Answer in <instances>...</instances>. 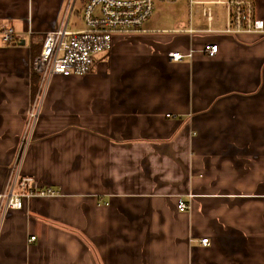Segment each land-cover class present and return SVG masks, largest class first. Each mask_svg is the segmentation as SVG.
<instances>
[{"label": "crops", "instance_id": "obj_1", "mask_svg": "<svg viewBox=\"0 0 264 264\" xmlns=\"http://www.w3.org/2000/svg\"><path fill=\"white\" fill-rule=\"evenodd\" d=\"M182 1L188 21L149 18L93 73L44 87L19 172L54 194L0 219V264H264V36L225 33L214 0ZM69 3L0 0V36L31 32L38 49ZM30 50L0 37V192L43 90Z\"/></svg>", "mask_w": 264, "mask_h": 264}, {"label": "built area", "instance_id": "obj_2", "mask_svg": "<svg viewBox=\"0 0 264 264\" xmlns=\"http://www.w3.org/2000/svg\"><path fill=\"white\" fill-rule=\"evenodd\" d=\"M170 0H86L82 14L84 28L78 31L69 29V16L73 11L75 0H70L67 16L63 17L59 27L45 35L36 54L31 61V70L38 75L43 83V90L35 98L30 110L25 131L23 147L29 142L37 120L39 107L37 102L44 96V87L54 76L70 77L92 73L103 56L109 53L113 39L120 36L147 33L145 22L152 16L155 2ZM212 5L222 7L226 11L227 24L225 33L232 35H264V22L254 18V3L250 0H214ZM193 5H189L191 7ZM207 22L211 21V11L204 13ZM11 30V29H9ZM12 31V30H11ZM14 33L4 31L2 42L15 46ZM31 42V41H29ZM35 42V41H34ZM204 54L213 57L217 53L216 46H205ZM167 58L171 62H180L185 57L179 53H169ZM22 158L17 157V171L8 180L5 188L0 192V219L10 210H21L24 202L32 197H44L54 194L52 191L37 190L32 181L19 173ZM178 209L185 211L189 205L179 203ZM35 237H30L29 242ZM207 246L208 240L200 241Z\"/></svg>", "mask_w": 264, "mask_h": 264}, {"label": "rangeland", "instance_id": "obj_3", "mask_svg": "<svg viewBox=\"0 0 264 264\" xmlns=\"http://www.w3.org/2000/svg\"><path fill=\"white\" fill-rule=\"evenodd\" d=\"M172 1H175V0H170L168 2H172ZM178 1H175V2H178V5H168L167 3L155 2L154 3L153 14L150 17L149 22H152V21L153 22L156 21V22H159V23H161V21H171V22H173V21H175V19L188 21L190 19V15H189V11L187 10V6L186 5H182L183 4L182 0H178ZM85 3H86V0H75L73 11L71 12V14L69 16V29L70 30L78 31V30H81V29L84 28V24L82 23V14H81V12L83 10V7H84ZM156 3H159V4H156ZM165 4H167V5H165ZM253 8H254V18L257 19L258 17L256 16V13H255L256 6L253 5ZM67 14H68V11H65V17L67 16ZM9 29H11V28H9ZM9 29H8V32H12L13 31V29H11L12 31L9 30ZM50 32H52V31H50ZM50 32H48V33H50ZM13 33L15 34V31H13ZM46 34H44L42 36L41 43H42V40H43V38L45 37ZM1 36H2V34H1ZM128 36H130V35H128ZM262 36H264V35H262ZM17 39L20 40V42H18V44H20V45H21V42H23V44H24V43H27L28 41H36L35 35H33L31 32H28L23 37H18ZM39 41L40 40H38L36 42V45H37V43ZM9 45H11V44H7V46H9ZM89 74H91V73H89ZM39 102L41 103L42 99H39Z\"/></svg>", "mask_w": 264, "mask_h": 264}, {"label": "trees", "instance_id": "obj_4", "mask_svg": "<svg viewBox=\"0 0 264 264\" xmlns=\"http://www.w3.org/2000/svg\"><path fill=\"white\" fill-rule=\"evenodd\" d=\"M9 28H6V29H3L2 31H1V34L4 32V31H6V30H8ZM18 37H17V35L16 34H14V37H13V40L15 41V43H14V45L15 46H18L19 44H18V42H20V40H18L17 39ZM2 41V40H1ZM33 43H34V41H31V42H27V43H24L23 44V46L25 45V46H28V47H30V53H31V61H32V59H33V56L36 54V51L33 49L34 47H33ZM33 72H31V77L32 76H35V77H38V75H36V74H32ZM39 78V77H38ZM34 84V83H33ZM27 122H28V120H27ZM27 122H26V126H27ZM20 153H21V150L23 151V149H24V147H23V139H22V141H21V144H20ZM22 158H23V154H22ZM22 158H21V160H22ZM17 164H18V162H17ZM20 173V172H19ZM23 176V175H22Z\"/></svg>", "mask_w": 264, "mask_h": 264}, {"label": "water", "instance_id": "obj_5", "mask_svg": "<svg viewBox=\"0 0 264 264\" xmlns=\"http://www.w3.org/2000/svg\"><path fill=\"white\" fill-rule=\"evenodd\" d=\"M21 45H23V42H21Z\"/></svg>", "mask_w": 264, "mask_h": 264}, {"label": "bare ground", "instance_id": "obj_6", "mask_svg": "<svg viewBox=\"0 0 264 264\" xmlns=\"http://www.w3.org/2000/svg\"><path fill=\"white\" fill-rule=\"evenodd\" d=\"M189 210V209H188Z\"/></svg>", "mask_w": 264, "mask_h": 264}]
</instances>
